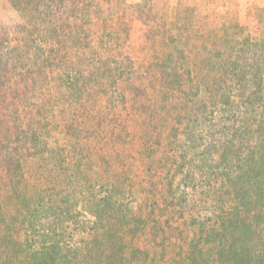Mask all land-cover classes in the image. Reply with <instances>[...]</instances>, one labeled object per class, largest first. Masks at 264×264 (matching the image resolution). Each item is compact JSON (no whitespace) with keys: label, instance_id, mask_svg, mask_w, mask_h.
<instances>
[{"label":"trees","instance_id":"16d2710c","mask_svg":"<svg viewBox=\"0 0 264 264\" xmlns=\"http://www.w3.org/2000/svg\"><path fill=\"white\" fill-rule=\"evenodd\" d=\"M6 2L17 19L0 21V264H66V240L30 243L62 193L47 179L71 170L83 190L115 180L92 202L85 264H264L261 16L254 39L169 0ZM51 153L56 175L41 169Z\"/></svg>","mask_w":264,"mask_h":264},{"label":"rangeland","instance_id":"374dc122","mask_svg":"<svg viewBox=\"0 0 264 264\" xmlns=\"http://www.w3.org/2000/svg\"><path fill=\"white\" fill-rule=\"evenodd\" d=\"M138 1V0H136ZM180 6L183 8L197 6L200 10H205L208 12L211 21L216 20L214 22H222L226 18H228L229 22H233L237 19V21L248 28L250 35L254 39H258L260 35V21L258 20V16L264 20V0H169L170 11L173 13L180 12ZM8 3L6 0H0V21H3L6 24H12L14 20L17 19L13 12H8ZM225 18V19H224ZM138 31L133 33L134 36L138 38ZM68 119L70 117H67ZM66 119V120H68ZM61 126L66 124L63 116L61 115V121H58ZM70 149V147L68 148ZM103 154V153H102ZM43 160H41V164L43 165L41 169H52L54 172L52 175L57 174V170L54 166L58 165L60 162L58 161L60 155L55 153H51L49 155L42 154ZM92 163L90 164L94 170L95 162L97 166H100L97 159H91ZM96 160V161H95ZM114 159L108 155L106 160L101 162V166L107 167L109 164H112ZM107 162L109 164H107ZM35 168V166H34ZM33 167H30L28 172V177L31 178L29 183V187L35 183L32 181L34 170ZM77 171H70L67 180L61 182L58 178H49L48 182H51L48 187L53 188L55 181L57 184V190L61 194H57L51 202L44 201L43 206L39 208L40 202L32 203L30 205V209L27 208V205L23 208L24 212H32L33 210H37L39 208V213L45 210L48 211V216L43 221L35 220V224H38L36 228L46 227L41 232L37 233V238L32 239L31 245L33 244V252H39V248L45 247V244L54 243L57 240H66L69 252L65 250V259L66 264H71L75 259L78 264H85L86 260H83V251L81 250L82 242L84 243V234H87L89 231V227H91V223L94 222V218L92 217L93 205L92 202L94 200H99L101 195H99L100 189H106L111 183L115 180H111L109 177L102 178L101 176H95L91 182V184L87 185L88 187H92L91 190H95L92 192L90 188L83 190L82 186L85 187L84 177H81L76 174ZM142 179V178H141ZM64 187H61V185ZM28 184H26L25 189L29 191ZM61 187V188H60ZM54 194V192H53ZM127 202H122V206H120V210L125 212ZM118 207V206H117ZM41 218H44L43 215ZM33 233L32 236H34ZM36 236V235H35ZM29 240V237H27ZM38 258H32L31 264H39L37 262ZM22 262V260H20ZM24 262H28V260H23Z\"/></svg>","mask_w":264,"mask_h":264}]
</instances>
